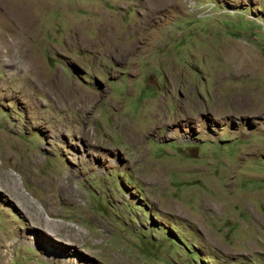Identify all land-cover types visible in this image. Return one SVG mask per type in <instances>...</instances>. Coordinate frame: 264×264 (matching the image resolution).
<instances>
[{
	"label": "rangeland",
	"instance_id": "obj_1",
	"mask_svg": "<svg viewBox=\"0 0 264 264\" xmlns=\"http://www.w3.org/2000/svg\"><path fill=\"white\" fill-rule=\"evenodd\" d=\"M67 258L264 264V0H0V264Z\"/></svg>",
	"mask_w": 264,
	"mask_h": 264
},
{
	"label": "bare ground",
	"instance_id": "obj_2",
	"mask_svg": "<svg viewBox=\"0 0 264 264\" xmlns=\"http://www.w3.org/2000/svg\"><path fill=\"white\" fill-rule=\"evenodd\" d=\"M22 23H23L24 26L26 25V23H25L24 21H23ZM29 27H30V26H29ZM33 27H34V26H33ZM29 29H31V28H29ZM29 29H28V31H29ZM31 30H32V29H31ZM50 232H52V230H51ZM47 234H48V235H47ZM47 234H43V235H44V236H51V235H52V234L49 233V232H48ZM48 238H49V237H48ZM69 238L71 239V237H69ZM64 254L67 255V253H64ZM64 254H63V255H64ZM59 255H61V254H59ZM65 261L68 262L69 264H73V263H74V261H71V259H68V258H67Z\"/></svg>",
	"mask_w": 264,
	"mask_h": 264
}]
</instances>
